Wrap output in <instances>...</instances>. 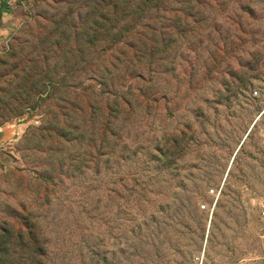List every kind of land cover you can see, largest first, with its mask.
<instances>
[{
	"label": "rangeland",
	"instance_id": "1",
	"mask_svg": "<svg viewBox=\"0 0 264 264\" xmlns=\"http://www.w3.org/2000/svg\"><path fill=\"white\" fill-rule=\"evenodd\" d=\"M93 1L0 0V264H264V0H164L143 81L79 114L60 79L89 97L121 69L77 72Z\"/></svg>",
	"mask_w": 264,
	"mask_h": 264
},
{
	"label": "trees",
	"instance_id": "2",
	"mask_svg": "<svg viewBox=\"0 0 264 264\" xmlns=\"http://www.w3.org/2000/svg\"><path fill=\"white\" fill-rule=\"evenodd\" d=\"M163 2L164 0H94L92 2L93 13L86 12L85 17V20L92 24V29L88 28L81 34V44L84 48L80 54L84 55L85 52V55L81 60V67L77 72L84 79H87L85 76L87 71L99 73L97 67L100 58L106 59L107 62V66L102 67L103 72L107 73V67L116 71L112 61L119 63L121 69L119 70V74L115 75V78L117 77L116 83H111L108 87L103 86L104 81L100 77L101 73L98 76L89 77V80L96 78L103 82L99 83V86L105 88L100 94L90 91L89 97L76 92V86L65 85V80L63 78L60 79L61 84L66 86L68 90L69 88L74 89L72 91L74 96L72 108L75 112L82 114L85 110H90L92 105H102L104 109H108L110 98L118 96L121 90L128 88L130 85H135L137 81H143L144 73L149 71V68L147 69L146 65L142 64L141 58L137 57L136 54H144V52H147V47H150L148 50L151 52L155 43H157V20L159 13L163 10ZM183 3L188 2L184 1ZM84 8L88 9V6L85 5ZM91 17L93 19L89 21ZM53 44L55 52L61 53L59 44ZM94 45L96 59H92L93 57L88 56L87 53ZM127 49L129 52H133L131 56L128 55ZM55 52L51 51L49 47L46 50V56H38L32 59L29 55H26L25 58L29 59H25V63L27 66L40 64L46 67L48 66V55ZM87 57L88 59H86ZM14 58L15 54L11 55L9 60L12 61ZM131 59L132 62L130 61ZM57 66L58 62H54L51 66L55 76L59 74ZM61 69H66L65 62L62 63ZM26 70L27 67L23 69V76L20 79L14 78V75L12 77L15 83L20 81V90L22 91L23 99L25 98V100L20 101L18 105L20 108L24 107L29 100H33L36 94L40 95L36 89L40 80L36 79L35 82H32V78H35L36 73L27 75L25 73ZM71 82L73 81L71 80ZM127 82L129 86L126 85ZM93 97H95V101H93ZM101 97L105 98L100 99ZM10 114L15 116L17 113Z\"/></svg>",
	"mask_w": 264,
	"mask_h": 264
},
{
	"label": "built area",
	"instance_id": "3",
	"mask_svg": "<svg viewBox=\"0 0 264 264\" xmlns=\"http://www.w3.org/2000/svg\"><path fill=\"white\" fill-rule=\"evenodd\" d=\"M262 143L264 145V138L262 140ZM224 185H225L224 182H222L218 187L210 189L208 192L210 201L208 203L201 205L202 209H205L208 211L210 220L213 217L214 211L223 193ZM262 214L264 215V208L262 210ZM205 253H206V249L204 246L202 251L194 259V264H204Z\"/></svg>",
	"mask_w": 264,
	"mask_h": 264
},
{
	"label": "crops",
	"instance_id": "4",
	"mask_svg": "<svg viewBox=\"0 0 264 264\" xmlns=\"http://www.w3.org/2000/svg\"><path fill=\"white\" fill-rule=\"evenodd\" d=\"M13 130L4 128L0 130V165H3L5 162L7 163L8 156L4 154L3 145L10 144V138L13 136Z\"/></svg>",
	"mask_w": 264,
	"mask_h": 264
},
{
	"label": "water",
	"instance_id": "5",
	"mask_svg": "<svg viewBox=\"0 0 264 264\" xmlns=\"http://www.w3.org/2000/svg\"><path fill=\"white\" fill-rule=\"evenodd\" d=\"M257 120H258V119H257ZM257 120L253 123L252 127L250 128V130H249V132H248V134L246 135L245 138H247V136L250 134V132L252 131L253 127L255 126ZM244 140H245V139H244ZM244 140L242 141V143L244 142ZM242 143H241L240 146L237 148L236 153L239 151V149H240ZM236 153H235V155H236ZM235 155H234V156H235Z\"/></svg>",
	"mask_w": 264,
	"mask_h": 264
}]
</instances>
